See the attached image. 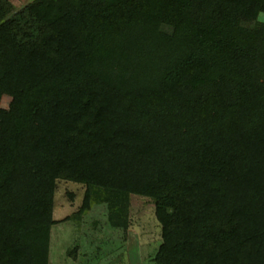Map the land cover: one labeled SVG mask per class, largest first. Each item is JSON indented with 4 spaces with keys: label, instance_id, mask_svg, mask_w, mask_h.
<instances>
[{
    "label": "trees",
    "instance_id": "trees-1",
    "mask_svg": "<svg viewBox=\"0 0 264 264\" xmlns=\"http://www.w3.org/2000/svg\"><path fill=\"white\" fill-rule=\"evenodd\" d=\"M13 14L9 18V14ZM264 0H0V264H50L58 180L155 264H264ZM9 108L2 107L4 96Z\"/></svg>",
    "mask_w": 264,
    "mask_h": 264
},
{
    "label": "rangeland",
    "instance_id": "rangeland-1",
    "mask_svg": "<svg viewBox=\"0 0 264 264\" xmlns=\"http://www.w3.org/2000/svg\"><path fill=\"white\" fill-rule=\"evenodd\" d=\"M11 1L15 10H20L35 0ZM260 20L264 22V14ZM10 104L11 97L4 96L2 107L9 108ZM85 190L76 182H57L53 212L59 223L51 230L50 264H155L150 260L162 243V229L154 202L131 196L130 225L126 229L113 225L104 205H94L79 215Z\"/></svg>",
    "mask_w": 264,
    "mask_h": 264
},
{
    "label": "crops",
    "instance_id": "crops-1",
    "mask_svg": "<svg viewBox=\"0 0 264 264\" xmlns=\"http://www.w3.org/2000/svg\"><path fill=\"white\" fill-rule=\"evenodd\" d=\"M11 1V0H10ZM12 2V1H11ZM13 3V2H12Z\"/></svg>",
    "mask_w": 264,
    "mask_h": 264
}]
</instances>
